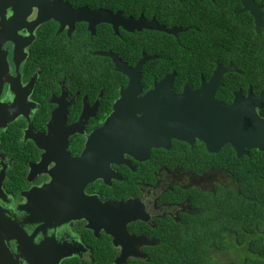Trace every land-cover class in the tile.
<instances>
[{
    "label": "flooded vegetation",
    "instance_id": "flooded-vegetation-1",
    "mask_svg": "<svg viewBox=\"0 0 264 264\" xmlns=\"http://www.w3.org/2000/svg\"><path fill=\"white\" fill-rule=\"evenodd\" d=\"M222 8L213 0H0V104L16 110L15 119L0 128V215L23 222L28 234L43 228L29 245L37 250L35 259L42 254L51 264H176L171 256L176 234L206 231V195L233 183L227 165L208 158L199 138H172L169 148L150 147L148 155L143 143L145 160L125 153L127 163L111 164L109 183L86 181L83 194L64 178L55 186L60 199L133 200L134 221L124 223L115 210L86 215L94 210L62 207L45 213L51 217L44 220L25 222L30 213L20 206L28 203L32 188L51 184L52 170L55 176L84 175L91 166L89 154L85 162L74 159L82 156L89 135L111 115L128 84L127 75L116 70L122 63L142 68L139 97L171 73L172 92L179 94L186 86L199 88L218 66L238 69L223 58L216 38ZM241 9L240 0V7L227 14ZM144 68H202L203 73L199 83L186 80L176 90V71L149 85ZM224 87L223 82L215 96L226 104L235 91L247 95L252 89H235L224 99L219 92ZM227 146L235 152L229 143L218 152ZM39 163L44 168L31 173ZM4 240L12 254L6 264H29L17 244ZM224 257L215 256L218 264Z\"/></svg>",
    "mask_w": 264,
    "mask_h": 264
},
{
    "label": "water",
    "instance_id": "water-1",
    "mask_svg": "<svg viewBox=\"0 0 264 264\" xmlns=\"http://www.w3.org/2000/svg\"><path fill=\"white\" fill-rule=\"evenodd\" d=\"M241 4L242 9L239 12H249L254 19L255 30L261 33L264 26L261 6L254 0H241ZM102 21L112 20L105 18ZM141 69L128 68L124 63L116 68L127 75L129 82L120 90L111 115L89 135L82 156L79 159L73 158L76 163L85 162L89 154L92 157L91 166L85 167L84 175L71 171L55 176V171L52 170L51 184L32 188L26 194L28 203L20 206V209L30 213L24 219L25 222L34 218L44 220V216L51 217L44 215L45 213L53 214L62 207L94 210V213L86 215L97 212L105 214L109 210H115L116 216L124 217V223L134 221L138 213L133 200L100 202L95 198L85 199L81 196L79 199H60L55 186L64 178V182L70 181L79 188L80 191H75L76 193L83 194L81 186L86 181L102 178L109 183L111 164L127 163L124 160L125 153L145 160L141 155L147 153L150 147L169 148L172 138L189 142L199 138L211 153H217L224 144L229 143L239 158L248 155L251 149L264 152V117L258 112L264 109V88L259 94L253 93L251 88L247 95L241 90L235 91L231 104H226L215 96L217 89L223 85V75L229 71L240 70L231 64L218 66L208 81L202 79L199 88L192 90L186 86L179 94L172 92L175 73H171L156 81L150 91L139 97L142 91ZM129 107V110L125 109ZM15 111L14 107L0 104V128L15 119ZM143 143L146 151L142 154L140 146ZM36 144L44 147L39 141ZM37 165H32L31 173L40 171L45 166L44 163ZM22 223L0 215V264H6V257L12 256L3 243L4 239L17 244V250L21 251L20 254L29 264H51L46 262L42 254L36 255L35 259L34 252L37 250L29 247L33 244L35 233L43 228L39 227L28 234Z\"/></svg>",
    "mask_w": 264,
    "mask_h": 264
},
{
    "label": "trees",
    "instance_id": "trees-1",
    "mask_svg": "<svg viewBox=\"0 0 264 264\" xmlns=\"http://www.w3.org/2000/svg\"><path fill=\"white\" fill-rule=\"evenodd\" d=\"M254 1L262 5L264 20V0ZM213 2L223 6V16L215 25L222 56L231 59L240 70L223 76L225 87L219 91L220 96L230 99L233 90L242 88L246 92L249 86L259 94L264 88V26L258 33L249 12L227 14L235 6L240 7V0ZM231 17L232 21L228 22ZM144 71L149 85L164 73L176 71V90H180L186 80L199 83L200 72L203 73L202 68H144ZM207 155L227 165L225 171L233 185L220 186L214 195H206L204 214L209 218L205 220L206 231L176 234L171 256L177 259L176 264L183 261L185 264H218L215 256L222 254L226 257L219 264H232L230 258L234 264H264V152L254 149L250 155L239 158L227 146Z\"/></svg>",
    "mask_w": 264,
    "mask_h": 264
},
{
    "label": "rangeland",
    "instance_id": "rangeland-1",
    "mask_svg": "<svg viewBox=\"0 0 264 264\" xmlns=\"http://www.w3.org/2000/svg\"><path fill=\"white\" fill-rule=\"evenodd\" d=\"M222 256H223V254H222ZM227 258H228V257H227ZM228 260H229V262H230V263H232V262H233V260H232L231 258H230V259H228Z\"/></svg>",
    "mask_w": 264,
    "mask_h": 264
}]
</instances>
